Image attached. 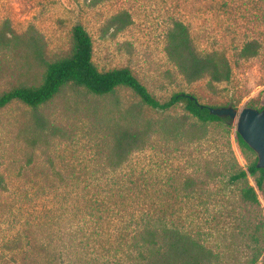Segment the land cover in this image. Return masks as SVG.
I'll use <instances>...</instances> for the list:
<instances>
[{"label": "rangeland", "instance_id": "rangeland-1", "mask_svg": "<svg viewBox=\"0 0 264 264\" xmlns=\"http://www.w3.org/2000/svg\"><path fill=\"white\" fill-rule=\"evenodd\" d=\"M121 10L130 13L131 24L114 35L104 32L106 20ZM174 20L188 27L199 54L225 53L231 66L227 81L209 87L206 77L191 83L182 77L164 51ZM4 21L16 33L34 27L48 60L68 51L71 28L82 25L91 36L98 70L127 66L161 101L184 92L201 103H228L237 110L264 103V0H101L95 5L86 0H0V28ZM252 39L260 43L258 54L238 58L240 46ZM41 70L33 67L32 72ZM17 78L10 53L0 50V92ZM137 101L125 87L104 96L66 87L36 111L19 101L0 109V264H144L147 250L140 252L145 259L134 260L138 251L130 246L129 233L141 216L161 215L179 219L191 234V218L207 219L202 229L211 227L212 234L202 235L201 242L231 253L227 264L237 263L233 255L245 252L253 224L264 215L263 196L256 189L260 206H251L240 198V184L225 177L204 182L203 161L196 168V157L218 160L228 143L240 166L254 160L256 154H243L233 139L235 120L227 129L210 124L202 147L194 142L165 145L152 138L128 155L113 178L90 177L112 169L106 125L129 119L128 110ZM142 113L162 114L148 107ZM166 113L185 110L177 105ZM34 114L60 131L41 134ZM186 174L199 177L188 198L181 194ZM249 182L253 185L250 177Z\"/></svg>", "mask_w": 264, "mask_h": 264}, {"label": "trees", "instance_id": "trees-1", "mask_svg": "<svg viewBox=\"0 0 264 264\" xmlns=\"http://www.w3.org/2000/svg\"><path fill=\"white\" fill-rule=\"evenodd\" d=\"M86 1L95 5L101 0ZM131 22L130 13L121 10L106 20L103 30L114 35ZM70 39L68 51L48 60L44 56L42 35L34 27L29 26L23 33H16L4 21L0 28V50L10 53L11 67L16 70L18 78L10 89L0 92V109L12 101H19L36 111L66 87L83 90L95 96L112 94L119 87L129 89L138 99L128 110L130 118L106 125L110 134L107 159L112 169L106 170L100 176L90 175L91 178L98 179L104 175L113 178L114 171L128 155L134 150L143 149L152 138H157L164 144L181 142L186 145L194 142L202 147L209 137L210 124L215 123L216 126H224L226 129L232 125L230 117L210 113L209 107L216 106L199 102L193 94L174 92L163 101L157 99L127 66L98 70L92 61L91 36L82 25L76 24L71 28ZM259 48L260 43L257 40L246 41L238 49L237 56L241 59L254 57ZM164 51L168 60L189 83L206 77L208 86L212 87L214 83L230 78L231 66L225 53L222 50H211L199 54L194 48L188 27L180 20H174L168 28ZM33 67H40L42 70L34 73ZM177 105H182L185 113H166ZM222 106L232 105L227 103ZM145 107L162 114L146 117L142 113ZM263 108L264 103L258 109ZM34 118V124L41 130V134L49 131L55 135L60 131L59 127L48 125V121L40 115L34 114ZM233 139L243 154L247 151L254 152L236 130L233 131ZM34 141L33 136L31 142ZM196 160V168L203 161L206 175L202 181L225 177L230 184H240L239 195L245 203L260 206L256 189L261 192L264 200V169L256 166L257 156L246 167H242L228 143L226 151L220 154L218 160L209 157H196ZM249 177L253 185L250 184ZM198 178L189 174L183 175L181 194L187 198L193 196L192 191ZM2 181L0 177V183ZM94 201L97 202L96 199ZM228 212H234V209ZM206 220L196 222L191 218L189 223L195 229L191 234L179 219H170L165 215L148 218L141 216L140 220L134 222L129 233L130 246L138 251L133 259H145L140 252L147 250L144 264H227V260L232 258L231 253L215 251L201 242L202 235H207L208 232L212 234L211 227H207L209 230L202 229ZM253 227L245 252L239 253L240 256L233 255L236 264H264L263 214ZM124 236L122 235L123 238ZM106 264L118 263L110 261Z\"/></svg>", "mask_w": 264, "mask_h": 264}, {"label": "water", "instance_id": "water-1", "mask_svg": "<svg viewBox=\"0 0 264 264\" xmlns=\"http://www.w3.org/2000/svg\"><path fill=\"white\" fill-rule=\"evenodd\" d=\"M210 113L228 116L235 120V130L256 153V166L264 169V108L244 106L237 110L233 106L209 107Z\"/></svg>", "mask_w": 264, "mask_h": 264}]
</instances>
